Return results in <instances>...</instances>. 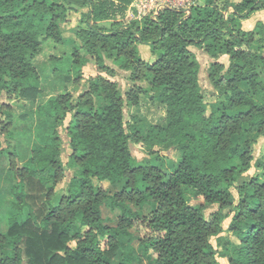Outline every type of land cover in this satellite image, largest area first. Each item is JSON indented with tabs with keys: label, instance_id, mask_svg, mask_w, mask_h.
<instances>
[{
	"label": "trees",
	"instance_id": "1",
	"mask_svg": "<svg viewBox=\"0 0 264 264\" xmlns=\"http://www.w3.org/2000/svg\"><path fill=\"white\" fill-rule=\"evenodd\" d=\"M133 2L0 0V159L7 158L14 178L0 264H142V258L146 264H219L218 258L264 264V160L253 155L257 138H264V23L241 28L264 0H201L189 14L165 9L156 20H126ZM82 10L74 29L80 45L69 60L50 58L58 65L52 72L77 84L93 61L99 75L76 100L70 93L52 96L34 111L56 126L70 116L67 162L55 130L19 166L10 144L13 105L4 96L38 101L34 59L44 41L66 43L62 26ZM139 45L149 47L154 62L140 57ZM190 47L211 60L208 92ZM106 60L128 74V91L101 76L117 75ZM141 97L165 108V123L139 112ZM128 109L137 112L126 121ZM136 145L145 147L148 162L133 156ZM160 149L180 155L168 173ZM253 163L261 174L241 181ZM66 168V194L57 198ZM188 192L201 202L192 205ZM213 207L208 219L205 211ZM103 208L112 218L103 217ZM137 220L147 229L141 239L131 233ZM212 239H219L218 249Z\"/></svg>",
	"mask_w": 264,
	"mask_h": 264
},
{
	"label": "rangeland",
	"instance_id": "2",
	"mask_svg": "<svg viewBox=\"0 0 264 264\" xmlns=\"http://www.w3.org/2000/svg\"><path fill=\"white\" fill-rule=\"evenodd\" d=\"M194 6H201L203 3L201 0H194ZM162 4V0H134L133 7L130 6L128 10L124 14V18L126 20L131 19H139L141 20L144 17H149L152 15V18L156 20L157 9ZM137 6V8H136ZM193 6V7H194ZM192 7V8H193ZM191 8V9H192ZM138 10V12H137ZM145 10V11H143ZM190 12V11H189ZM189 14V13H188ZM258 19L264 21V9L258 11L256 15ZM79 14H71L68 22L64 24V38L67 40L66 43L56 44L51 40H46L43 43V51L42 53L34 59V66L39 72L40 76V89L41 95L36 103H27L24 101H19L14 98H7L4 96L5 102L8 104H12V116H13V124L12 132H13V140L10 141L11 146L14 147L15 152L19 156V160L17 164L21 166L27 157L30 155L31 150H33L37 145H40L44 142V138L49 136L53 131L57 130L63 140L61 146V160L65 165L67 162V157L69 155V148L67 145V138L65 136L64 128L67 126L70 121V116L68 115L65 119V122L62 126H56L51 121H40L35 117V109L39 104L45 103L52 96H59L62 94L70 93L73 100H76L79 94H81L87 87V82L89 79L96 77L98 72L96 71V67L93 61H89L84 67L81 69V80L79 83H73L72 81H65L67 75H55L52 72L53 67H58L56 63L50 61V58H58V59H67L69 60L73 49L80 45L79 41L75 38L74 29L76 28L79 22ZM253 20V19H252ZM196 56L197 61L200 64V83L205 92H208L211 88L208 85L206 80V72L209 66V59L207 56L200 50L195 49L193 47L189 48ZM140 57L146 62H154L155 57L150 54L149 47L146 45L138 46ZM223 64L227 62L224 59H221ZM106 64L111 66L117 71V75L114 78H110L105 74H101V76L114 81L118 84L119 89L124 92L128 91L131 88V84L128 82V74L126 72L118 70L114 67L110 61L106 60ZM62 68V67H60ZM65 68V66H64ZM63 68V69H64ZM66 69V68H65ZM64 69V70H65ZM71 80L74 79V75H70ZM147 82H143L141 84L146 85ZM211 99H207V102H210ZM137 111L134 109H128L125 113V120H130V115L135 114ZM139 112L144 115L147 120L153 124L165 123V108L157 103H151L146 98H140V108ZM6 142L3 139V144ZM133 156L136 158L138 162H148V155L143 145H136L131 148ZM159 154L165 156V165L161 168L164 172L168 173L172 166L176 163L179 158V153L173 149L167 150H159ZM253 155L255 160H264V138H257L256 144L253 147ZM261 174V170L258 169L253 163L252 168L249 172H247L241 179L248 180L255 175ZM67 178L62 180L56 186L57 198L61 196H65L67 190V181L70 176V169L66 168ZM14 183L13 173L10 170L7 158L5 156L0 159V234L5 233L8 230V221L12 216L11 204L13 199L10 196V189ZM102 188H107L106 183L100 184ZM234 199H237L236 192L232 191ZM187 196L190 198L192 205H198L201 202L200 198L194 197L190 192L187 193ZM216 211V207L211 209H207L205 211L206 217H210ZM227 219L223 222L222 227L224 232L228 228V224L230 222V212L228 209ZM230 214V215H229ZM102 215L106 218H112V214L108 211V209H102ZM108 224H111L108 222ZM133 236L141 239L147 234V229L141 220H137L134 224L133 229L131 230ZM225 235V234H224ZM219 239H212L211 243L214 248H217ZM103 245V242H101ZM137 242H134L133 247H136ZM140 255V253H138ZM142 264H146V259L142 258ZM219 264H227V261L224 259L218 258Z\"/></svg>",
	"mask_w": 264,
	"mask_h": 264
},
{
	"label": "built area",
	"instance_id": "3",
	"mask_svg": "<svg viewBox=\"0 0 264 264\" xmlns=\"http://www.w3.org/2000/svg\"><path fill=\"white\" fill-rule=\"evenodd\" d=\"M194 5H195L194 0H162V4L159 6V8L156 11L158 12L157 15H159L165 9L178 10V11H182L184 14H188L190 9ZM136 8H137V6H136ZM143 11H145V10H143ZM137 12H138V10H137ZM144 18L153 19L152 15L151 16L149 15V17L147 16Z\"/></svg>",
	"mask_w": 264,
	"mask_h": 264
},
{
	"label": "crops",
	"instance_id": "4",
	"mask_svg": "<svg viewBox=\"0 0 264 264\" xmlns=\"http://www.w3.org/2000/svg\"><path fill=\"white\" fill-rule=\"evenodd\" d=\"M81 13H85V10L80 11V13H78L79 16H80ZM75 14H76V13H75ZM257 14H258V12H255V13H253V14L250 16L249 19L244 20V21H241V28H242L243 31L247 32V31L252 30L257 22H262V23H264L263 20L258 19V18H255V17H257V16H256ZM252 19H253V20H252ZM79 20H80V17H79ZM78 25H79V22H78L77 26H78ZM221 59H224V60L227 62V63L224 64V65H227V64H228V60H227V57H226V56L221 57V58L219 59L220 62H221ZM209 61L211 62L210 59H209ZM210 62H209V63H210ZM221 63H222V62H221Z\"/></svg>",
	"mask_w": 264,
	"mask_h": 264
}]
</instances>
